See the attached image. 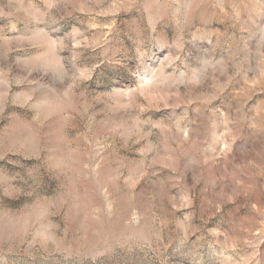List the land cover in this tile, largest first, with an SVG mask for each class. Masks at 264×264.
<instances>
[{
    "label": "rangeland",
    "instance_id": "1",
    "mask_svg": "<svg viewBox=\"0 0 264 264\" xmlns=\"http://www.w3.org/2000/svg\"><path fill=\"white\" fill-rule=\"evenodd\" d=\"M0 264H264V0H0Z\"/></svg>",
    "mask_w": 264,
    "mask_h": 264
}]
</instances>
